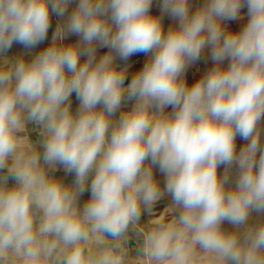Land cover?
<instances>
[{
	"label": "clouds",
	"instance_id": "9594fccd",
	"mask_svg": "<svg viewBox=\"0 0 264 264\" xmlns=\"http://www.w3.org/2000/svg\"><path fill=\"white\" fill-rule=\"evenodd\" d=\"M71 2L0 0V264H264V220L250 222L264 214V0H162L166 31L153 0H78L49 46L5 55L42 43ZM136 53L126 85L116 59Z\"/></svg>",
	"mask_w": 264,
	"mask_h": 264
},
{
	"label": "rangeland",
	"instance_id": "374dc122",
	"mask_svg": "<svg viewBox=\"0 0 264 264\" xmlns=\"http://www.w3.org/2000/svg\"><path fill=\"white\" fill-rule=\"evenodd\" d=\"M204 2H205V0H191L192 10H195L196 7L201 6ZM77 3H78V0H72V2L69 5L64 17H59L55 14H52L51 26L49 28L47 38L42 43H40L39 45H37L35 48H32V49H26L22 44L14 43L12 45V47L10 49H8V51L5 53V55H7L9 58H15V57H19L21 54H23L26 59H30L32 55H34V54L38 53L39 51L45 49L51 43L52 36H53V33L56 29V26L58 24H62L64 22H66L67 16L71 14L73 9L76 7ZM161 4H162V0H153V5H152L150 11L153 15H156V16L162 15L163 16V25H164V28L166 31L168 29V27L174 26L177 23V21L173 17H171L170 15H168L166 13L162 14ZM240 16L242 17V19L225 21V25L231 30H239L240 28H242L247 22V7L246 6L241 9ZM79 39H80V37L78 35L68 34L66 36L64 43L65 44L76 43L79 41ZM108 51H109L108 48L97 46V57L104 55ZM84 59H85V57L81 58L82 62ZM147 59H148V56L145 53H136L135 55L129 57L127 61L120 60L117 57V59H116L117 65H119L120 67H127L128 68V77L125 81L126 85L128 83H130L132 75L136 71L140 70L143 67V64L145 63V61ZM227 63H228L227 60L224 61V66H227ZM213 66H214V62L211 59V49L210 48L205 49V51L201 54V58L199 60L195 61L194 63H192L189 66V68L186 70L185 77H186L188 84L191 85L194 82H196L206 71L211 69ZM71 102H72V109H73V111H75L76 108H78V106H79V100L77 99L75 93H73V95L71 97ZM132 103H133L132 101H126L125 105L122 107L121 110L130 109L132 107ZM166 111L170 112L171 108H168ZM118 115H119V112L117 113V116ZM32 138L33 139L37 138L35 133L32 134ZM244 143H245V141L238 136L236 139L237 150H239V148L242 147L244 145ZM62 171H64V169L62 167H59L58 170L52 174L60 178ZM218 171L220 173H223V171H224L223 166L220 169H218ZM235 171H236L235 166H233V178H232L233 181L235 179ZM65 175H66V177H68V179H67L68 184H71L74 182V179H75L74 174L66 173ZM154 175H155L156 179L160 182L161 188L163 189L164 179H165L164 175L162 173H160V171L157 170V168L154 169ZM62 179L64 180V178H62ZM10 184H11V181H10ZM85 193L90 194V191H85ZM82 196H84V195H82ZM160 203H165V204L163 206H161L160 208L155 206L152 210L156 214L161 213L162 212L161 210H163V208L170 206L171 197L166 194L160 201L157 202L156 205H159ZM156 211H158V212H156ZM147 218H149V217H148L147 212H145V215L142 217V220H146ZM259 220H264V214L257 215L256 213H253L252 214V221H250V222H257ZM224 227L226 229H231V225H229L227 223H225ZM134 244H135V241L132 242L133 246H134Z\"/></svg>",
	"mask_w": 264,
	"mask_h": 264
},
{
	"label": "crops",
	"instance_id": "0c3cea01",
	"mask_svg": "<svg viewBox=\"0 0 264 264\" xmlns=\"http://www.w3.org/2000/svg\"><path fill=\"white\" fill-rule=\"evenodd\" d=\"M60 174V173H59ZM66 173L64 172V171H62V173H61V177L60 178H64V182L65 183H67V179H68V177H66V175H65ZM84 196H81L80 197V201H81V206L83 205V203L84 202H86L87 201V199H89L90 198V194L89 193H85V194H83Z\"/></svg>",
	"mask_w": 264,
	"mask_h": 264
},
{
	"label": "bare ground",
	"instance_id": "6f19581e",
	"mask_svg": "<svg viewBox=\"0 0 264 264\" xmlns=\"http://www.w3.org/2000/svg\"><path fill=\"white\" fill-rule=\"evenodd\" d=\"M126 110V109H125ZM157 170H159L158 168H157ZM165 203H160L159 205H155V206H157V207H161V206H163ZM165 208H163V210H164ZM163 210H161V211H163ZM156 212H158V211H156Z\"/></svg>",
	"mask_w": 264,
	"mask_h": 264
}]
</instances>
